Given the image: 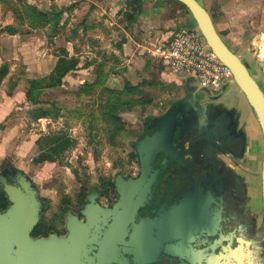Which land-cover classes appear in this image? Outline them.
I'll return each instance as SVG.
<instances>
[{
	"label": "flooded vegetation",
	"instance_id": "obj_1",
	"mask_svg": "<svg viewBox=\"0 0 264 264\" xmlns=\"http://www.w3.org/2000/svg\"><path fill=\"white\" fill-rule=\"evenodd\" d=\"M201 5L217 18V0ZM218 34L237 53L238 44ZM251 35L244 34L241 43L257 39ZM263 37L264 33L258 35L260 40ZM253 49L245 51L249 62L241 61L252 70L264 94V81L258 79L253 64L259 50L254 57ZM259 67L263 68L258 65V74L264 77ZM227 87L213 93L196 84L168 102L162 115L144 120L140 138L163 128L170 132V145L152 159L145 176H141L137 144H131L137 172L88 188L52 210L45 227L39 225L44 201L37 196L40 208L31 237L66 238L70 225L86 222L90 210L117 207L116 213L101 217L90 230L81 264H264L262 152L248 147L240 100L234 104L220 99ZM121 182L133 184L127 188L129 223L119 238L118 230H112L121 211ZM10 187L35 189L27 175L5 164L0 191ZM104 247L108 250L102 257Z\"/></svg>",
	"mask_w": 264,
	"mask_h": 264
},
{
	"label": "rangeland",
	"instance_id": "obj_2",
	"mask_svg": "<svg viewBox=\"0 0 264 264\" xmlns=\"http://www.w3.org/2000/svg\"><path fill=\"white\" fill-rule=\"evenodd\" d=\"M22 1L4 0L3 3L6 7L2 10L8 13L9 18H12V14L19 11ZM47 1L45 3L46 0H43L42 10L44 12H49L47 10L54 8L63 13L61 21L63 26L57 28L58 33L52 40L47 41L48 26L34 28L24 22L22 26H18L22 32L18 34L19 37L17 36L15 41L7 37L0 41V45L4 48L1 57L2 64L6 63L9 66V79L14 84L12 90L14 95L18 91L16 89L18 86L22 91H26L28 86L26 80L46 76L48 74L46 68L52 67L55 55L59 50H82L80 45L82 33L85 36L90 34L105 36L108 45L104 46V54L107 56L112 54L113 57H116V61L111 60V63L114 64L118 72H123L107 73L103 85L91 88L87 94L79 95L80 88L83 84H94L97 72L85 75L75 70L64 77L60 86L43 90L40 96L41 101L49 104L54 103L59 108V118L56 120H33L27 115L31 108L29 104L21 105L19 102L14 106L13 111L4 118L5 120H0V172L7 164L29 177L34 184L37 196L44 201V209L39 223V225L45 223L44 227L52 210L60 209L62 204L73 200L78 194H83L88 188L96 186L98 183L103 186L102 182L105 179L112 180L118 175L130 176L137 172L136 154L138 153L136 149V154L132 152L130 145H136L141 140L144 120L162 115L168 107V102L182 95L181 88L158 86L156 70L163 69L160 57L153 59L152 62L149 61L148 65H144V61L141 65H132L131 69L119 58L123 51L122 41L124 38L126 40L130 38V30H128L130 23L125 20L124 13L127 10L129 12V2L132 0ZM197 1L200 4L203 3V0ZM232 1L236 0H227L224 5L226 8H234L235 5H238L232 16H240L238 26L234 28L239 49L235 48L237 53L234 50L232 52L240 60L249 62L248 51L245 52L247 49L257 48L259 52L261 49L264 51V41L258 39V35L264 33V0H238L236 3ZM138 2L139 0L136 5ZM156 7L164 10L161 16L162 22L163 20L166 22L172 20L176 27H180L191 21L180 5L172 0L147 1L141 5L140 10H150ZM151 19L156 20L152 17ZM106 21L110 23L107 25ZM85 22H87L86 29ZM161 25H165V23H161ZM32 29L38 30L33 31ZM124 30L129 35H126ZM244 34H252L253 36H251L257 39L242 44L241 38ZM223 36L227 40V33L224 32ZM22 41L25 42L23 45ZM14 44L20 50H17ZM107 48L117 51L118 55L113 54L112 50ZM44 52L46 55H43ZM43 59L48 60L47 65L41 63ZM260 60L261 58L258 57L257 61L255 60L253 63L255 73L258 65L260 66ZM162 64L165 66L163 62ZM251 69L253 66L249 70ZM261 70L264 69L261 68ZM251 74L254 76L252 70ZM68 76L70 79H67ZM112 76L117 81L114 87L107 84L108 78ZM257 76L258 79L264 81L262 75L257 73ZM126 83L133 86L140 85V93L130 95V98L138 100V103L132 109L119 113L115 118L113 110L111 115L107 113L109 106L106 105L108 93L105 91V87L119 92L124 90ZM8 84L9 81H5L4 85L8 87ZM200 92L206 91L200 90ZM2 96L1 92L0 100ZM220 97L227 103L233 102L234 104L238 101L237 98L243 100V95L233 80L228 83L226 91ZM56 133L64 135L69 140L70 148L53 162L38 163V157L44 152V149L39 145V140L48 134Z\"/></svg>",
	"mask_w": 264,
	"mask_h": 264
},
{
	"label": "water",
	"instance_id": "obj_3",
	"mask_svg": "<svg viewBox=\"0 0 264 264\" xmlns=\"http://www.w3.org/2000/svg\"><path fill=\"white\" fill-rule=\"evenodd\" d=\"M147 1L151 0H139L137 9ZM174 1L185 7L194 27L200 32L209 49L231 70L233 81L255 117L262 138L261 184L264 203V94L239 57L216 31L212 15L197 0ZM253 51L256 57L258 49L254 48ZM171 122L174 124L173 119ZM172 124L168 126L170 129L174 127ZM169 134L170 132L163 128L151 137H142L137 143L136 152L139 156L141 176L148 172L152 159L170 145ZM132 184L121 182L118 186L121 194L118 207H121V211L118 213V222H113L112 231L118 230L119 238L123 236L129 223L127 188ZM4 194L10 204L0 212V264H81L82 251L88 244L90 230L100 222L101 217H109L118 210L117 207L114 210H106L97 206L90 210L92 214L87 215L86 222H73L70 225L68 237L34 239L30 234L38 221L40 204L37 192L29 187H23V191L10 187L4 189ZM132 207L136 206L130 205V208ZM107 250L108 247H104L102 257L107 254Z\"/></svg>",
	"mask_w": 264,
	"mask_h": 264
},
{
	"label": "crops",
	"instance_id": "obj_4",
	"mask_svg": "<svg viewBox=\"0 0 264 264\" xmlns=\"http://www.w3.org/2000/svg\"><path fill=\"white\" fill-rule=\"evenodd\" d=\"M3 1L4 0H0V31L2 28L6 26H13V28L17 30V33L14 35H10L7 33H0V41H2L6 37L8 39H13V41H15L19 37L18 34L22 32L20 31V28L18 26H22L24 22H26V24H29L30 26L33 27L32 23L24 15V12L27 6H33L37 8L38 10H40L41 12L46 13L42 10L43 4H44L43 0H23L21 2L22 4H21L19 11L14 12L12 14L13 15L12 18L11 17L9 18L8 13H6L5 10H2L4 7H6ZM237 1L238 0L232 1V2L236 3ZM47 2L48 1L46 0L45 3ZM203 2L209 3V0L208 1L203 0ZM217 2L219 4V12H218L217 18L214 19L215 29L221 35H223L224 32L227 33V36H226L227 40L237 45L236 37H235L236 29L234 28H237L239 24L240 16H232V15H233L234 9H237L238 5H235L234 8L232 7L226 8L224 7V5H226L227 3L226 0H217ZM53 9L54 8H51L47 11L50 12ZM140 9H137L138 14L136 15L135 22L132 25H130V29H128L130 30V38H128L127 40L124 38V40L121 43V46L123 49V51L121 49L123 57L119 56V58L126 63V66L128 68L130 66V69L131 67H133L132 65H135V64L141 65L143 61H144V65H148L149 61L152 62L153 59H158L159 56L157 53L159 51L160 46L170 38L172 31L176 28V24L172 20L169 22H166L165 20H163L162 22L161 16L163 15L162 13H164L163 8L156 7L155 9H150V10L143 9L142 11ZM151 17L156 20H152ZM108 23L110 22H107V21L105 22V24L107 25ZM161 23L162 24L165 23V25H161ZM110 25L111 27L113 26L112 23ZM37 30L38 29L36 30L34 29L33 31H37ZM125 34L129 35L127 34L126 31H125ZM80 37L82 38L80 40L81 41L80 45H81L82 50L70 51L69 49H66L64 47L69 57L74 56L78 58L79 60V65L77 69L78 73H81V74L84 73L85 75H87V73H96L98 70V66H97V63H94L93 61L94 60L101 61L102 59L110 60L107 62V66L105 69L106 71H109V69L117 71V68L114 66L113 63H111V60L113 59L110 56L112 54L108 55V57H103L105 55L104 48L106 47V45H108V42L105 41V36H103L102 34H99V35L90 34V35L85 36L84 33H82ZM48 40H52V39H50L47 36V41ZM263 41H264V37H263ZM67 42L71 43L69 40H67ZM24 43L25 42L22 41V45ZM15 45L16 44H14V46ZM15 48L17 50H20V48H18L17 45L15 46ZM108 50H112V49L109 48ZM3 53H4V48L3 46L0 45V65L3 62L1 59ZM58 53L59 52H57V54L55 55L56 57L54 58L52 67L50 69L46 68V70H48V73L53 69L56 63V60H57ZM107 53L110 54V52L108 51ZM112 53L115 55H118L117 51L112 50ZM43 55H46V53L44 52ZM259 57L261 58L260 65L264 68V51L262 49L259 52ZM41 63H43V65H47L48 60L43 59L41 60ZM161 65L163 69L159 68L156 70V72L158 73V84H159L158 86L160 87L164 86L167 88L177 87V88H181L182 91L186 90L187 88L196 86V82L193 78H189V79L188 78L187 79L178 78L170 74L168 70L165 68V66H163L162 62H161ZM28 71H29V68H28ZM257 73H259V71ZM68 78L70 79L69 76L67 77V79ZM116 82L117 81L115 77L112 76L108 78L107 84L110 87H114L116 86ZM16 89H18V91L16 92L15 95H14V91L12 92L11 95H7L6 85L0 87V91L3 93L2 99L0 100V120L2 121L4 118H6V116H8L9 113L13 111L14 106H16L18 102L21 105L26 103L25 102V91H22L19 88V86L16 87ZM240 104L242 108V114H241L242 119H243L242 122L245 124L244 132H245V135L248 141L247 142L248 147L254 146L255 149H259L262 152L261 132L259 130L255 117L250 107L248 106L244 96H243V100L242 101L240 100ZM250 120L252 121L250 122ZM254 124L256 127L254 126Z\"/></svg>",
	"mask_w": 264,
	"mask_h": 264
},
{
	"label": "trees",
	"instance_id": "obj_5",
	"mask_svg": "<svg viewBox=\"0 0 264 264\" xmlns=\"http://www.w3.org/2000/svg\"><path fill=\"white\" fill-rule=\"evenodd\" d=\"M138 0L130 1V8L124 13L125 20L132 25L135 22L136 15L138 14L137 3ZM173 2L179 4L178 2L172 0ZM182 10L186 15L187 11L184 6L179 4ZM25 17L32 23L34 28H44L49 27V32L47 36L52 39L57 32V28L59 26H63L62 16L63 13L60 10L53 9L50 12L43 13L37 8L33 6H27L24 12ZM86 29V22L84 23ZM185 26L194 27L192 21H189ZM0 33H7L10 35H14L17 33V30L13 28V26H6L1 29ZM103 57H108L104 55ZM114 61H116V57L110 56ZM109 60L102 59L101 61L94 60V63H97L98 70L96 81L94 84H83L80 88L79 95L87 94L88 90L91 88H95L97 86L103 85L105 82L104 77L109 74H117L122 73L121 71L110 70L106 71L107 62ZM79 60L78 58L72 56L69 57L66 50H59L57 55L56 63L53 69L43 77L34 78L31 80H26L27 89L25 91V102L31 106L29 108L27 115L33 120L40 119H51L56 120L59 118V108L56 104L45 103L42 102L40 96L43 90H50L57 86L61 85L62 80L69 73L78 69ZM9 72V66L6 63L0 65V87L5 86L4 82L9 81L7 89V95H11L14 84H12ZM16 85V84H15ZM105 91L108 93L106 105L109 106L107 109V113L109 115L112 114L115 118H117L119 113L128 111L132 109L138 103V100H133L130 98L131 94L140 93V85H129L124 84L123 91H113L109 88L105 87ZM39 145L44 149L42 155H40L37 159V162L49 161L53 162L56 158H58L64 151L70 148L69 140L64 137L62 134H48L45 138L39 140ZM9 206V202L6 200L4 193L0 191V212H3Z\"/></svg>",
	"mask_w": 264,
	"mask_h": 264
},
{
	"label": "built area",
	"instance_id": "obj_6",
	"mask_svg": "<svg viewBox=\"0 0 264 264\" xmlns=\"http://www.w3.org/2000/svg\"><path fill=\"white\" fill-rule=\"evenodd\" d=\"M157 54L170 74L193 78L213 93L233 80L231 70L209 49L195 27H176Z\"/></svg>",
	"mask_w": 264,
	"mask_h": 264
}]
</instances>
